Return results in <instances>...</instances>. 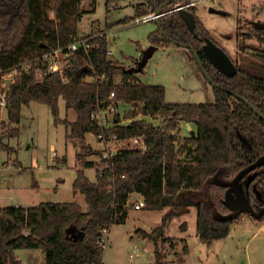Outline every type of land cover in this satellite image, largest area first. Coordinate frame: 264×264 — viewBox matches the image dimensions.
<instances>
[{"label":"trees","instance_id":"16d2710c","mask_svg":"<svg viewBox=\"0 0 264 264\" xmlns=\"http://www.w3.org/2000/svg\"><path fill=\"white\" fill-rule=\"evenodd\" d=\"M82 1L0 0L2 68L16 66L80 38L78 24L85 12ZM166 1L142 0L136 4L137 12L144 15L157 11ZM189 1L172 0L159 18V28L149 37L151 43L164 44L175 39L195 48L215 84H211L213 102L167 101L164 85L141 82L135 72L128 70L134 64L128 66L107 56L106 35L91 39L94 46L89 53L79 50L63 72L47 73L42 80L35 71L22 73L10 85L8 119L0 123V155L9 148L5 138L19 132L14 125L21 122L24 105L32 100L45 103L59 122V98L63 97L66 108L76 112L73 122L64 120L70 126L68 137L78 139L80 144V167L73 188L85 195L88 209L84 210L77 201L0 207V264H23L15 256L17 248H42L46 264H102V230L127 221V204L133 193L143 195L148 210L168 208L152 231L138 230L153 242L156 264H165L162 247L174 239L166 236V228L174 217L188 213L191 207L197 209L196 232L203 242L213 245L229 236L236 219L227 217L233 212L226 202L229 183L254 165L240 182L252 206L259 209L260 214L253 217L264 220V160L258 163L264 158V117L254 109L264 115V77L237 60L233 76L214 66L203 50L206 38L213 37L196 15L195 7H187L195 14L194 30L175 9ZM263 33L264 29L253 25L246 35L264 41ZM258 51L264 58V49ZM191 58L197 62L194 54ZM138 60L133 58V63ZM198 68L201 71L199 65ZM91 75L96 76L95 80L87 81ZM119 76L122 80L117 82ZM112 91L116 100L133 104L134 109L124 116L116 114L117 124L103 128L91 113L98 100L108 101ZM140 114L152 119L162 117L165 124L138 118ZM122 118L131 121L122 124ZM186 122L196 129L182 140V124ZM102 132L122 139L141 137L146 147L122 149L108 160L109 166L104 164L107 158L100 156L104 166L92 181L85 169L98 164L89 156L100 152L87 143L86 134ZM186 227L183 222L182 229ZM184 249L189 250L187 245Z\"/></svg>","mask_w":264,"mask_h":264},{"label":"rangeland","instance_id":"374dc122","mask_svg":"<svg viewBox=\"0 0 264 264\" xmlns=\"http://www.w3.org/2000/svg\"><path fill=\"white\" fill-rule=\"evenodd\" d=\"M140 1L83 0L82 8L85 12L78 24L79 35L87 36L86 34L93 33L106 35L107 33L109 46L114 52L111 58L128 66L135 65L133 58H139L141 52L151 45L149 36L156 28L155 21H136L142 16L137 12L136 6ZM213 1L204 0L198 5L199 9H205L207 17L205 23L213 39L229 54L234 55L233 60L243 64L252 73L264 77V58L258 54L260 52L258 49H264V41H260L255 35L253 37L246 35L253 25L264 24V0H217L216 3H211ZM210 7L220 12L211 13ZM50 14L55 17L54 11ZM192 55V51H189L187 47L169 41L168 45H161L154 52L144 71L138 72L137 76L143 83L164 85L169 102H213L215 101L213 87L205 79L197 62L191 58ZM87 78H92V81L94 79L92 76ZM121 80L122 77L119 76L117 82ZM132 105L121 102L116 111L124 116L126 112L134 109ZM22 113L19 142L12 140L7 151L8 155L5 156L7 163L13 162V164L11 163L7 169L0 171V178L6 180L8 188L9 177L15 178L21 173L17 166L21 161L28 166L27 174H30L33 180L36 177L40 188L32 197L22 198L20 195L21 199H16V193L4 187L0 193V200L7 204L21 201L31 205L47 200L79 201L86 208L87 202L83 195L73 193V182L77 176L76 147L66 143L68 125L64 120L71 122L76 112L71 109L68 113L65 99L60 97L59 122L55 121L49 105L36 100L25 105ZM138 118H146L156 125L164 126L165 124L162 117L152 119L150 116L140 114ZM7 119L6 111L4 113L0 111V123L6 122ZM113 120L115 121V117ZM123 121L128 123L131 120L123 119ZM192 126V129H196L193 124ZM181 133L184 136L191 133L185 123L182 125ZM86 139L92 148V144L96 145L94 134L88 133ZM114 142L110 140L111 148L143 143L140 137L129 139L126 144ZM29 144L32 146L27 147ZM15 145L18 146L19 158H16V153L13 152ZM98 146L102 147L99 144ZM54 151L56 155L53 154ZM65 156L68 158L66 163L62 161ZM100 156H103L101 152L97 156L93 155L91 159L93 158L98 163L97 166L103 168L105 163L101 164ZM35 161L40 165L39 168L33 167ZM95 168L86 169V174L91 179L96 177ZM241 189L245 193L244 188ZM134 200L135 198L132 199ZM166 210L152 211L146 208L131 207L127 221L124 224H113L108 232V241L104 251L106 264H156L153 242L143 237L138 230L142 228L151 231L161 223L162 215ZM244 219L257 220L250 211L242 212L233 222L238 225L235 226L227 244L219 240L213 245H208L196 234L197 209L195 207H192L186 214L174 217L166 228L167 237L174 239L172 242H166L162 247L165 264H181L183 261H185L183 264H264V225L257 228L259 225L251 222L250 225L241 227L243 233L242 236L240 235L239 242L236 238L234 239ZM183 221L188 223L186 230L181 229ZM185 245L190 247L188 251L184 249ZM185 257L186 260L180 261Z\"/></svg>","mask_w":264,"mask_h":264},{"label":"built area","instance_id":"2783aa9c","mask_svg":"<svg viewBox=\"0 0 264 264\" xmlns=\"http://www.w3.org/2000/svg\"><path fill=\"white\" fill-rule=\"evenodd\" d=\"M198 1L200 0H191L188 3L185 4H178L176 8L180 7H189V6H194ZM158 14L156 11L154 12H149L145 15H142L140 18H137V22L141 21H151V20H156L158 18ZM105 34V33H104ZM98 36H103V33H93L89 34L87 36H82L78 38L77 40L73 41L70 44H67L66 46H61L56 49L44 52L42 54H39L35 57H32L30 59L25 60L24 62L13 66L9 67L6 69H3L0 63V110L1 109H6L8 110V97H9V90H10V85L15 82L16 77L21 75L22 73H30L32 71H35L37 78L39 79L45 76L47 73H54V72H63L64 67L70 62V59L72 56H74L79 50L83 49L86 53H89L90 48L94 46L90 42L91 39L98 37ZM95 46H99V43H95ZM106 53L108 57H112L114 52L110 48L109 43L106 49ZM95 80L94 75H91ZM101 78H104V76H101ZM10 79V83L7 84V80ZM116 93L115 91H112L108 97L107 104L104 101L98 100V103L96 107L93 109L91 113V117L93 120L97 122V124L103 128H110L114 125L117 124V119H116V114L118 112L116 111L119 108V105L121 102L115 99ZM116 111V113H115ZM115 117V121L113 118ZM122 124L124 121L121 122ZM186 122L185 124H187ZM184 125V124H182ZM94 134L96 137V145L92 146L94 149L100 151L103 155V158H107V161L105 162L106 166H109L108 160L111 159L114 155L118 154L122 149L125 148H145L146 145L142 140L141 145H135V146H115V148L110 147V140H113L116 142V144H126V141L132 138H117L115 135L111 134L110 136H106L104 132L101 134ZM134 139H138V137H133ZM181 139H184V135L181 134ZM114 142V143H115ZM99 145H102V147H99ZM56 155V152L54 151L53 153ZM130 208L134 207L136 209H142L145 207V200L142 198L139 201H136L132 203L131 201L128 202L127 204ZM108 232H109V227L103 228L102 230V237L99 241L100 245L105 249L106 244L108 241Z\"/></svg>","mask_w":264,"mask_h":264},{"label":"crops","instance_id":"0c3cea01","mask_svg":"<svg viewBox=\"0 0 264 264\" xmlns=\"http://www.w3.org/2000/svg\"><path fill=\"white\" fill-rule=\"evenodd\" d=\"M201 1H204V0H200V1H198L195 5H194V7H195V13H196V15L200 18V20L204 23V25L206 26V23H205V20H206V15H205V9L204 10H201V9H199V7H198V5H199V2H201ZM140 2H142V0L140 1ZM217 2V0H214L213 2H211V3H216ZM207 8V7H206ZM135 10V9H134ZM207 10V9H206ZM210 12L211 13H218V12H220V11H218V10H216L215 8H211L210 7ZM136 11V10H135ZM222 14H224V13H222ZM151 21H155V23H156V28L153 30V31H155V30H157L158 28H159V24H158V22H157V20H151ZM207 27V26H206ZM208 28V27H207ZM107 30V29H106ZM208 30H209V28H208ZM106 33V32H105ZM211 33V32H210ZM86 35H88V34H86ZM80 37H82V35H79ZM106 36H107V33H106ZM84 37V36H83ZM108 37V36H107ZM108 39V38H107ZM108 43H109V41H108ZM151 44H157V43H151ZM219 44V43H218ZM158 45V48L162 45V46H165V45H168V42L167 43H160V44H157ZM157 48V49H158ZM190 51V50H189ZM141 54H142V52H141ZM141 54H140V56H139V58L141 57ZM234 54H235V52H234ZM230 56L232 57V58H234L233 56V54L231 55L230 54ZM136 75H138V73H136ZM138 77V79L140 78L139 76H137ZM88 80L87 81H89V80H91L92 81V78H87ZM140 81H141V79H139ZM142 82V81H141ZM25 106V105H24ZM24 106H23V108H24ZM23 108H22V111H23ZM51 109V108H50ZM71 110V109H70ZM70 110L69 109H67V112L69 113L70 112ZM1 111V113H4V111H6V115L8 116V110H6V109H1L0 110ZM67 113V114H68ZM22 119H23V113H22ZM76 119V116L74 117V120ZM73 119L71 120V122H73L74 121ZM21 122H22V120H21ZM21 122L19 123V124H15L14 125V127H17L18 129H19V132H18V134H16V135H12V136H7L6 138H5V142L8 144V145H10L11 143H12V140H13V142L15 141V140H17V142H19V137H20V134H21ZM66 123V122H65ZM191 124V123H190ZM186 125V127H187V129H188V125L187 124H185ZM191 127H193L192 126V124H191ZM67 129H68V131H67V133H66V143H67V145L68 144H71V145H73V146H75L76 147V150H75V166H76V170H78V168L80 167L79 166V161L77 160V153L79 152V150H80V144H79V141H78V139H72V138H70V137H68V134H69V132H70V126H68L67 127ZM88 134V133H87ZM86 134V135H87ZM10 140V141H9ZM16 142V141H15ZM19 144V143H18ZM32 145L31 144H29L27 147H31ZM14 147V146H13ZM9 148H10V146H9ZM9 148L7 149V150H3L2 152H1V155H0V171H2V170H4V169H7L8 168V165H10L11 163L13 164V162H10L9 164L7 163V161H6V157L5 156H7L8 155V150H9ZM13 152H15L16 153V158H19L18 157V146L17 145H15V147H14V151ZM2 156H4V157H2ZM93 155H90L89 156V158L91 159V157H92ZM97 156V155H96ZM67 160H68V158L65 156L63 159H62V161L63 162H67ZM92 160H93V158H92ZM95 161V160H94ZM20 162V165H17L18 166V170H19V172H21V173H19V174H17V176L15 177V178H13V177H9L10 178V180L8 181V188L6 187V180H3V178L1 177L0 178V193H1V190L4 188V187H6L8 190H10V189H12V192H14V193H16V199H21V198H19L20 197V195H21V197L22 198H28V196L29 197H32L34 194H36L37 193V189L38 188H40V185H39V182H38V180L36 179V177H35V179L33 180L32 179V176L30 175V174H27V172H26V170L28 169V166H25L21 161H19ZM15 164V163H14ZM98 165V164H97ZM97 165H95V166H92V167H88V168H95ZM33 167L34 168H39L40 167V165L37 163V161H35V163L33 164ZM99 167V168H98ZM88 168H86V169H88ZM86 169H85V171H86ZM98 169H100V166H97V168H95V170H96V174H97V170ZM76 178V177H75ZM91 179V178H90ZM92 181H94V180H96V177L94 178V179H91ZM73 193L75 194V195H77V194H80V195H83V198L85 199V195L83 194V193H81V192H75V190H74V188H73ZM133 198H135V200L134 201H132V199ZM143 198V195H141L140 193H133L132 195H131V198H130V201L132 202V203H134V202H136V201H139V200H141ZM1 199V198H0ZM15 200V199H14ZM48 201H53V200H47V201H39V202H37V203H35V204H39V203H41V202H48ZM85 201H86V199H85ZM53 202H70V201H53ZM77 202H79V201H77ZM32 204H34V203H32ZM81 204V203H80ZM7 205H24V206H29V205H31L30 203H23V202H21V201H16V202H13V203H9V204H7V203H3V201H1L0 200V207H2V206H7ZM81 206L83 207V209L84 210H87L88 209V205L86 206V208H84V206L81 204ZM145 208V207H144ZM194 208V207H193ZM190 209H192V207L190 208ZM166 209H164L163 211H165ZM152 211H155V210H152ZM167 211V210H166ZM128 217H129V214H128ZM162 217H163V215H162ZM128 219V218H127ZM161 220H162V218H161ZM183 222H186V221H183ZM251 222H253V223H257L259 226H257V228H261L263 225H264V220H262V221H257V220H254V221H251V220H247V219H244L243 220V222H242V224L243 225H240V229L238 228L237 229V231H239V233H238V235L236 236V237H234V239L236 238V240L238 241V240H240L241 239V236H242V233L243 232H241L242 231V229H241V227H243V226H247V225H250V223ZM187 223V222H186ZM120 224H124V223H120ZM160 224V223H159ZM236 225H238L237 223H233L232 224V226H231V232H230V234H229V236H227L226 238H224V239H221V240H223L224 241V243L225 244H227V242H228V240L230 239V237L232 236V234H233V231L235 230V226ZM112 226V225H111ZM111 226H110V228H109V231L111 230ZM237 227V226H236ZM188 228V223H187V227H186V229ZM154 229V228H153ZM152 229V230H153ZM182 229V228H181ZM185 229V230H186ZM151 230V231H152ZM182 230H184V229H182ZM197 234V233H196ZM241 235V236H240ZM166 236H168V235H166ZM199 237V236H198ZM235 240V241H236ZM239 242V241H238ZM237 242V243H238ZM190 248V247H189ZM105 251V250H104ZM15 256L17 257V259H19V260H21L22 261V263L23 264H46V260H45V252H44V250L42 249V248H17V249H15ZM188 255V254H187ZM183 260H186V257L183 259ZM249 261V260H248ZM183 263H185V261H183ZM183 263H181V264H183ZM250 263V262H249ZM102 264H106V262L104 261V254H103V262H102ZM167 264H170V263H167Z\"/></svg>","mask_w":264,"mask_h":264},{"label":"water","instance_id":"95a60500","mask_svg":"<svg viewBox=\"0 0 264 264\" xmlns=\"http://www.w3.org/2000/svg\"><path fill=\"white\" fill-rule=\"evenodd\" d=\"M171 1L172 0H167L156 11V13L159 15L158 18L156 19L158 24H159V26H160L159 18L163 14L166 13L164 11V9H165L166 6H168V4ZM175 9H177L180 12V14H181L182 18L184 19V21L186 22L187 26L191 30H194L195 26H196L195 14L191 10H189L187 7H180V8H175ZM258 27L261 28V29H264V24H260V25H258ZM162 33L164 34L163 30H162ZM171 41L175 42L177 44L183 45V46L187 47L189 50H191L192 53L194 54L195 58L197 59V63L200 66L202 74L204 75V77L207 78L211 84L215 85L214 82L212 81L209 73L207 72L206 68L204 67L202 59L200 58V56L197 53V51L195 50V48L191 44L186 43V42H180V41L175 40V39H172ZM157 48H158L157 44H151L149 47L144 49L142 51L141 57L139 58L138 62L135 65L131 66L128 70L132 71V72H135V73L140 72L147 65V62L153 56V54L157 50ZM203 50L205 51L207 56L210 58V60L214 64V66L218 70H220L221 72H223V73H225V74H227L229 76H233L237 72V66H236L235 61L233 60V58L214 39H211V38L207 37L206 38V42L203 45ZM9 83H10V79L7 80V84H9ZM236 94H237V96L242 97L239 93H236ZM247 103L250 104L251 106H253L249 101H247ZM254 109L259 114H261V116L264 117V115L257 108L254 107ZM187 125H188V130H191V133H192L194 130L192 129L191 124L188 122ZM242 139L245 142H247L244 137H242ZM263 160H264V158L259 160L258 163L263 162ZM254 166H251L249 169H246L243 172H241L237 177H235L233 179V181H231L229 183L230 187L227 190L226 202H227V204H229L231 206V208L233 209V212L227 217L237 218L244 211H250V213H252L253 216H257V215L260 214L252 206L247 194L243 193V191L241 189V188H243V185L240 182V180H241L242 176L244 175V173L246 171L250 170ZM247 185H248V183H247Z\"/></svg>","mask_w":264,"mask_h":264},{"label":"flooded vegetation","instance_id":"af4514ba","mask_svg":"<svg viewBox=\"0 0 264 264\" xmlns=\"http://www.w3.org/2000/svg\"><path fill=\"white\" fill-rule=\"evenodd\" d=\"M256 210V208H254Z\"/></svg>","mask_w":264,"mask_h":264}]
</instances>
